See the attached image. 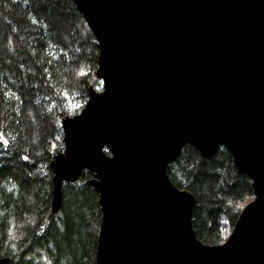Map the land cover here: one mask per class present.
<instances>
[{"label": "water", "instance_id": "1", "mask_svg": "<svg viewBox=\"0 0 264 264\" xmlns=\"http://www.w3.org/2000/svg\"><path fill=\"white\" fill-rule=\"evenodd\" d=\"M74 1L99 39L104 91L66 125L64 172L86 152L102 178L97 264H264V0ZM187 143L227 146L253 179L222 245L198 239L194 195L167 175Z\"/></svg>", "mask_w": 264, "mask_h": 264}, {"label": "trees", "instance_id": "2", "mask_svg": "<svg viewBox=\"0 0 264 264\" xmlns=\"http://www.w3.org/2000/svg\"><path fill=\"white\" fill-rule=\"evenodd\" d=\"M100 52L74 0H0L4 264H97L105 216L92 183L96 174L84 167L57 188L55 159L66 146L64 120L79 115L92 93L104 91ZM166 172L176 187L194 195L192 225L205 244H224L255 198L252 177L238 171L225 145L205 156L187 143Z\"/></svg>", "mask_w": 264, "mask_h": 264}, {"label": "rangeland", "instance_id": "3", "mask_svg": "<svg viewBox=\"0 0 264 264\" xmlns=\"http://www.w3.org/2000/svg\"><path fill=\"white\" fill-rule=\"evenodd\" d=\"M97 94H100V93H97ZM90 100L88 102H90ZM78 117L79 116L76 115V116H73V117L65 119L64 123H63L64 127L66 128V125L68 123H70L72 121H75ZM65 145L66 146H65L64 152L62 154H60V155H56V159H55L56 174H57V180H56L57 188H58L59 184L61 183V180L66 179L69 176L75 179L77 177V175L79 174V173L77 174V172H71L70 174H67L66 172H64V169L66 168V162H67V160L70 159L69 158V154H68L69 151L67 150V143L66 142H65ZM106 149H108L110 151L111 155H107L106 154V152H107ZM112 151H113V143H109L107 145H104L103 148H102V154L108 159L112 158V156H113V152ZM90 162H91L90 158L88 159V162L87 161L81 162L80 169L82 170L84 167L89 166ZM96 176H97V174H96ZM58 209H59V196L57 195L56 199L53 202V210L54 211H58ZM107 223H108V221H106V219H105L104 228H103L102 233H101L102 240H103V237L105 235V232L107 231Z\"/></svg>", "mask_w": 264, "mask_h": 264}, {"label": "bare ground", "instance_id": "4", "mask_svg": "<svg viewBox=\"0 0 264 264\" xmlns=\"http://www.w3.org/2000/svg\"><path fill=\"white\" fill-rule=\"evenodd\" d=\"M67 130H68V127H66L65 128V131H66V136H67ZM69 148H70V143H68L67 144V150L70 152V150H69ZM69 154V153H68ZM67 154V155H68ZM88 156H87V154H86V152L85 153H83L82 154V162H85V161H87L88 162ZM97 179L99 180V181H101L102 180V178H101V176H100V174H98V177H97ZM102 196H103V194H102ZM104 216H105V219L108 221V214H107V212L105 211V214H104ZM101 237V236H100ZM102 240V238H100V241Z\"/></svg>", "mask_w": 264, "mask_h": 264}, {"label": "snow or ice", "instance_id": "5", "mask_svg": "<svg viewBox=\"0 0 264 264\" xmlns=\"http://www.w3.org/2000/svg\"><path fill=\"white\" fill-rule=\"evenodd\" d=\"M6 142V141H5Z\"/></svg>", "mask_w": 264, "mask_h": 264}]
</instances>
